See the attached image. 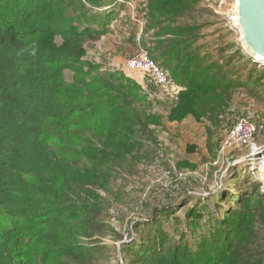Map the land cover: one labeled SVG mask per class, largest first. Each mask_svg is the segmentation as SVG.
Instances as JSON below:
<instances>
[{
  "label": "trees",
  "instance_id": "16d2710c",
  "mask_svg": "<svg viewBox=\"0 0 264 264\" xmlns=\"http://www.w3.org/2000/svg\"><path fill=\"white\" fill-rule=\"evenodd\" d=\"M115 1L0 0V264H107L110 246L100 237L114 230L103 221L101 177L132 173L157 155L160 142L150 126L160 117L147 110L140 84L85 59L86 44L107 34L113 15L90 12L87 4ZM199 3L146 0L148 28L165 37L151 57L169 55L177 75L192 77L182 80L172 119L224 113L252 75L240 82L234 76L242 72L229 61L189 59L198 47L181 53L200 36ZM230 170V186L210 194L217 201L211 216L195 207L187 212L193 234L208 215L206 232L192 242L189 234L169 238L158 219L174 208L157 207L137 224V231L147 227L132 262L264 264L261 183L246 175L243 188L242 170Z\"/></svg>",
  "mask_w": 264,
  "mask_h": 264
},
{
  "label": "rangeland",
  "instance_id": "374dc122",
  "mask_svg": "<svg viewBox=\"0 0 264 264\" xmlns=\"http://www.w3.org/2000/svg\"><path fill=\"white\" fill-rule=\"evenodd\" d=\"M235 2L200 0L198 6L203 15L198 21L202 25L198 31L200 36L194 39L191 49L181 52H190L198 47L197 52L189 54V59L210 55L209 64L214 60L229 61L232 68L242 72L241 77L234 76L240 82L252 74L249 84L238 86L231 106L224 113L204 115L201 119L191 114L183 119L171 118L178 102L177 96L184 88L182 80L189 82L192 77L177 75L174 70L177 63H170L169 55H158L161 59L156 60L166 72L169 71L171 81L167 87L158 85L151 75L128 66L132 57L141 51L150 53L157 48L160 39H165L156 36V29L148 28L150 17L146 0H116L94 8L87 4L90 12L106 15L113 11V15L106 27L107 34L99 41L86 44L85 59L99 64L102 72H119L140 84L148 97L147 110L160 117L158 123L150 126L160 142L159 147L154 148L157 155L147 163H139L132 173L124 170L120 176L101 177L99 192L107 208L103 221L114 230V233L100 237L101 245L110 246L107 264H134L132 248L140 246L147 227L137 231V224L150 219L157 207L174 208V214L167 212L158 219L169 238L179 241L183 234H189L188 240L192 242L196 235L206 232L208 215L200 221L199 233L193 234L195 223H188L194 218H188L187 212L195 207L211 216L217 201L209 200L210 194L230 186L232 167L242 170L238 179L243 181V188L247 182L246 175H249V181L261 183L260 189L264 194V174L256 165L257 161L254 162L264 153V62L247 54L240 42V31L234 24ZM58 41L61 42V38ZM71 78L72 73L67 71V79ZM229 78L230 75L226 77ZM243 119L257 127L251 141L246 145L223 148L228 132ZM78 236L81 242H87L81 233Z\"/></svg>",
  "mask_w": 264,
  "mask_h": 264
},
{
  "label": "water",
  "instance_id": "95a60500",
  "mask_svg": "<svg viewBox=\"0 0 264 264\" xmlns=\"http://www.w3.org/2000/svg\"><path fill=\"white\" fill-rule=\"evenodd\" d=\"M234 24L247 54L264 62V0H236Z\"/></svg>",
  "mask_w": 264,
  "mask_h": 264
},
{
  "label": "built area",
  "instance_id": "2783aa9c",
  "mask_svg": "<svg viewBox=\"0 0 264 264\" xmlns=\"http://www.w3.org/2000/svg\"><path fill=\"white\" fill-rule=\"evenodd\" d=\"M128 66L133 70L151 75L155 82L162 87H167L170 84L168 73L156 63L148 51H141L132 57L128 61ZM256 132V125L249 120L243 119L228 132L223 141V148L246 145L251 141ZM261 166L264 168L263 164Z\"/></svg>",
  "mask_w": 264,
  "mask_h": 264
},
{
  "label": "bare ground",
  "instance_id": "6f19581e",
  "mask_svg": "<svg viewBox=\"0 0 264 264\" xmlns=\"http://www.w3.org/2000/svg\"><path fill=\"white\" fill-rule=\"evenodd\" d=\"M258 61V60H257ZM259 61H262V60H259ZM262 160V162H261ZM257 161L256 165L259 167V169H261V173L264 174V168L261 166V164L264 165V153H262L261 156H258L254 159V162ZM253 166V165H252Z\"/></svg>",
  "mask_w": 264,
  "mask_h": 264
}]
</instances>
